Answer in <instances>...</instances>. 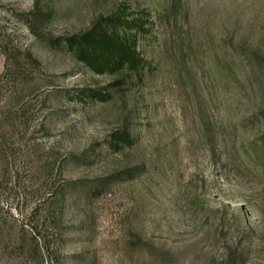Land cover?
Listing matches in <instances>:
<instances>
[{
	"label": "rangeland",
	"instance_id": "rangeland-1",
	"mask_svg": "<svg viewBox=\"0 0 264 264\" xmlns=\"http://www.w3.org/2000/svg\"><path fill=\"white\" fill-rule=\"evenodd\" d=\"M149 1L155 14L170 4ZM179 1L156 23L155 78L85 104L79 89L108 78L48 37L83 30L117 2L39 0L52 14L36 36L23 18L33 0H0V264H264V159L253 144L264 130V0ZM127 113L138 141L108 149ZM137 163L148 168L140 176L86 190ZM34 236L48 243L42 263Z\"/></svg>",
	"mask_w": 264,
	"mask_h": 264
},
{
	"label": "trees",
	"instance_id": "trees-1",
	"mask_svg": "<svg viewBox=\"0 0 264 264\" xmlns=\"http://www.w3.org/2000/svg\"><path fill=\"white\" fill-rule=\"evenodd\" d=\"M115 1L117 3L111 11L95 16L83 30L48 37L51 46L64 48L77 63L93 75L108 78L100 88L87 86L79 89L74 97L76 103H106L115 98L123 99L154 79L155 77L151 76L158 72V59L149 54V49L156 48L159 44L161 29H156V23L158 18L169 16L170 11L171 14H176L181 6L179 0H170V4L165 7L166 13L155 14V6L152 7L149 0H139L133 7L125 1ZM51 14L50 8H42L39 0H33L31 10L24 14L23 18L32 32L36 36H41V30ZM182 55L180 53V56ZM184 60L185 58L179 57L177 61L182 65ZM131 112L132 109L129 113ZM129 113L124 114L119 128L111 131L110 138L105 141L108 149L123 150L125 147L134 146L138 141L139 135L135 130L138 127L136 124L139 123L129 127L125 122ZM256 142H253L255 152L264 159V130L258 139V147ZM147 169L145 164L137 163L129 168L114 170L103 179L96 181V184L88 186L86 190L90 193L104 188L113 181L125 178L132 180ZM46 176L49 177V174L46 173ZM52 187L51 200L59 201L62 207L65 198L53 185ZM33 240L42 263L44 253L48 254V243L45 236L39 239L34 236Z\"/></svg>",
	"mask_w": 264,
	"mask_h": 264
}]
</instances>
